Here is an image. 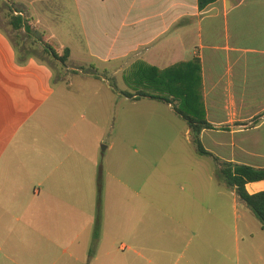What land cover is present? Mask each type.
I'll list each match as a JSON object with an SVG mask.
<instances>
[{
  "label": "crops",
  "instance_id": "crops-1",
  "mask_svg": "<svg viewBox=\"0 0 264 264\" xmlns=\"http://www.w3.org/2000/svg\"><path fill=\"white\" fill-rule=\"evenodd\" d=\"M40 1L20 4L39 29L48 14L56 23L63 8ZM71 2L87 49L74 61L67 47L72 66L97 62L116 78L130 68L200 60L212 125L201 141L212 156L196 153L186 124L195 156L209 159L193 162L203 175L191 167L165 203L154 194L106 191L103 166L79 141V98L65 97V89L58 95L51 64L19 63L0 27V264H264V228L219 175L225 161L264 168L249 135H264V0H218L204 9L198 0ZM246 189L264 191V180ZM108 201L119 202L105 210Z\"/></svg>",
  "mask_w": 264,
  "mask_h": 264
},
{
  "label": "rangeland",
  "instance_id": "rangeland-1",
  "mask_svg": "<svg viewBox=\"0 0 264 264\" xmlns=\"http://www.w3.org/2000/svg\"><path fill=\"white\" fill-rule=\"evenodd\" d=\"M3 1L5 0H0V27L11 40H22L26 46H30V49H35L37 54H40L42 47L39 44L32 46L33 40L27 38L23 31L13 30L10 25L9 11ZM10 1L19 10H21V3L31 6L32 2H37V0ZM71 1L56 0L54 4L62 2L63 6L59 16H56L57 22L48 20L49 17H54L55 13L48 14V18L43 17L41 21L46 23H43L44 27H41L40 31L47 39L53 37L55 41L52 42L60 49L73 47L72 59L78 61V53L83 55L87 49L79 37L80 23ZM50 64L54 70V83L58 95H63L62 91L65 89V97L71 98L75 93V98H79V108L76 110L79 119V141L88 145L90 154L95 155L96 162L103 166L106 191L154 194L159 202L165 203L169 194L180 192V184L175 181L189 174L188 171L191 170L195 160L209 161L206 157L195 156L193 146L189 144L186 135L187 123L163 102L147 98L136 101L138 96L127 97L125 93L136 95L138 93L131 87V83L126 81L131 68L125 73L117 72L116 78H112L97 62L93 63L92 68H90L91 65L72 66L73 62L69 61L66 65L56 61H51ZM93 73L100 78H95ZM104 75L108 77L110 84L119 85L116 92L113 91V93L104 82ZM70 83L73 86H67ZM143 89L161 93L153 88ZM117 92L118 94H115ZM252 105L256 109L260 106ZM64 113L67 111L64 110ZM65 117L63 120L66 122ZM249 135H254L256 138L255 143H250L255 152L264 153L263 129L251 132ZM192 171L191 173L195 175L198 174L197 171L204 174L200 167L196 169L192 167ZM200 186L203 185H189L194 189ZM134 201L133 198L124 201L125 206H130ZM111 202H106L105 210L112 207ZM244 206L257 223L261 224L253 211L246 204Z\"/></svg>",
  "mask_w": 264,
  "mask_h": 264
},
{
  "label": "trees",
  "instance_id": "trees-1",
  "mask_svg": "<svg viewBox=\"0 0 264 264\" xmlns=\"http://www.w3.org/2000/svg\"><path fill=\"white\" fill-rule=\"evenodd\" d=\"M216 1L218 0H198L199 8L204 9ZM3 2L9 11L10 25L13 30L23 31L27 38L33 40L32 46L39 44L42 47V52L37 54L35 49H30V46H26L22 40H12L17 50L19 63H25L29 58L35 57L49 65L51 61H56L61 65L67 64L71 55L69 48L60 49L55 46L50 39L43 36L40 29L33 23V20L23 16L21 11L16 9L10 0ZM48 58L51 61H48ZM90 68H92V65ZM92 75L95 78H100L95 73ZM128 76L126 77L127 83H131V87L138 93L137 95L125 93L127 97H150L172 104L176 113L191 129L196 153L212 156V153L204 148L201 141L202 131L212 128V125L206 118L203 73L201 62L198 58L182 61L165 69L151 66L145 67L141 70L131 71ZM112 88L114 91L117 90L114 85ZM139 88L141 90L138 91L137 89ZM143 88H153L161 93L158 94L149 90L144 91ZM219 175L225 179L230 187L236 188L241 201L253 211L264 228V191L250 194L246 189L248 183L264 180V168L225 161L219 168Z\"/></svg>",
  "mask_w": 264,
  "mask_h": 264
}]
</instances>
